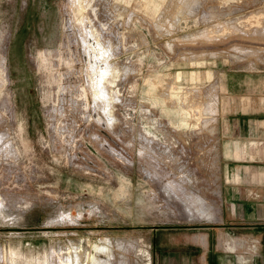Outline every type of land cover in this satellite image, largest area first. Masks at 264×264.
<instances>
[{"label": "rangeland", "instance_id": "1", "mask_svg": "<svg viewBox=\"0 0 264 264\" xmlns=\"http://www.w3.org/2000/svg\"><path fill=\"white\" fill-rule=\"evenodd\" d=\"M72 1L0 0V264H220L221 184L264 171L235 131L264 114V0H89L98 47Z\"/></svg>", "mask_w": 264, "mask_h": 264}, {"label": "crops", "instance_id": "2", "mask_svg": "<svg viewBox=\"0 0 264 264\" xmlns=\"http://www.w3.org/2000/svg\"><path fill=\"white\" fill-rule=\"evenodd\" d=\"M260 117L246 118L245 120L240 117L238 121L241 124L235 131L251 138L264 140V114ZM237 166L239 167V165ZM219 191H221L222 197L218 210L219 220L214 221L216 223L212 227L217 231V240L219 237L244 240V244L232 252L226 247H222L218 242V245L228 253L226 256H229L226 260L219 257L220 264H264V236L259 238L260 242L258 241L257 246L254 244L255 251L247 248L251 241L246 238L255 235L257 232L264 235V171L261 175L253 177L242 175V170L239 168L236 170V174L232 176V182L223 186L221 184ZM236 232H244V238L230 236ZM206 239V246L203 247L207 249L209 247L207 235ZM169 250L174 249L170 248ZM219 255H221L220 252ZM207 256H204V261L212 264L215 259L211 257L207 259Z\"/></svg>", "mask_w": 264, "mask_h": 264}, {"label": "bare ground", "instance_id": "3", "mask_svg": "<svg viewBox=\"0 0 264 264\" xmlns=\"http://www.w3.org/2000/svg\"><path fill=\"white\" fill-rule=\"evenodd\" d=\"M88 2H89V0H73L72 1V3H71V6H70V8H71V10H73V11H75V14H77L76 15V17H74L73 19H75V23H77L78 25H79V27H82L81 29H82V31H83V34H82V36H81V42H82V44L83 45H87L88 46V37L90 36V39H92V46H97L98 47V42L96 41V39H97V36H96V33L93 31V32H91L90 31V33H88V26H87V24L86 23H88V15L87 14H85V10L88 8ZM70 22H73V20L71 19V21H69V23ZM87 39V41H86V43H85V41L84 40H86ZM98 43V44H97ZM104 73V72H103ZM110 77V76H109ZM112 77V76H111ZM103 78H105L106 80H108L109 78L107 77V76H105V77H103ZM113 79H115V78H113ZM110 81H112V80H110ZM115 82V81H114ZM97 90V89H96ZM97 93V92H96ZM109 99H111V97H109ZM112 101V100H111ZM204 105V104H203ZM198 106V105H197ZM190 107V106H189ZM201 107V106H200ZM192 109V108H191ZM202 114V113H201ZM156 125V124H155ZM163 140V139H162ZM181 203V202H180ZM181 206V205H180ZM200 206V205H199ZM184 207H185V205H184ZM190 207V206H189ZM185 210H186V208H185ZM193 210V209H192ZM198 210V209H197ZM179 211L182 213V215L185 217V218H189L187 215H186V212L184 211V209L182 208V206L179 208ZM200 212H201V209H200ZM194 213V212H193ZM196 213V212H195ZM207 215V214H206ZM201 216V215H200ZM192 217V216H191ZM202 217V216H201ZM214 217H216V216H214ZM199 218V217H198ZM206 219H207V217H206ZM217 221V220H216ZM220 238V237H219ZM198 240H200V242L202 243V244H206V240H205V235H200L199 237H198ZM222 242L224 241V239H222V237H221V239H220ZM232 245V244H231ZM59 259H60V261L63 263V264H72V262H71V258L70 257H68L67 259L70 261V262H67V263H65V260H67V259H62L60 256L58 257ZM92 258V251H90V252H88V254L86 255V257L84 258V260L83 261H86V262H84V264H86V263H88V261L90 260ZM74 262H75V260H76V257H74ZM83 261L82 262H79V264H83Z\"/></svg>", "mask_w": 264, "mask_h": 264}]
</instances>
